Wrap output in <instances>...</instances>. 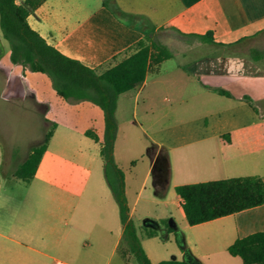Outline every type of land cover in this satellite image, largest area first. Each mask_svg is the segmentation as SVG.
<instances>
[{
  "label": "crops",
  "instance_id": "0c3cea01",
  "mask_svg": "<svg viewBox=\"0 0 264 264\" xmlns=\"http://www.w3.org/2000/svg\"><path fill=\"white\" fill-rule=\"evenodd\" d=\"M93 3L42 0L27 20L48 43L98 71L127 56L140 39L160 42L171 51L169 58L150 66L140 84L118 95L115 109L117 114L132 103L133 112L141 108L150 126L145 180L152 178L153 201L174 206L185 221L182 199L177 193L165 196L169 186L175 191L179 184L249 174L264 180V50L253 47L264 42V0H111L108 7L103 0ZM4 44L0 37V62ZM171 59L176 62L167 69L164 65ZM10 63L8 68L0 63L6 90L2 98L9 94V83H15L13 71L22 68ZM30 94L25 86L13 96L25 99ZM83 101L91 102H69ZM190 112L192 116H183ZM51 125L53 133L27 185H0V264H111L117 256L124 258V227L105 172L97 176V186L90 185L91 164L97 160L104 167L100 141L85 129V163L69 160L63 150L52 147L58 124ZM120 130L117 122L113 155L119 168V155L125 160L131 150L125 138L127 147L120 154ZM123 174L133 220L129 179ZM12 178L22 180L14 173ZM167 216L166 225L161 224L163 217L147 216L142 226L160 229L164 237L176 234L177 216ZM191 226L213 231L212 237L222 239L227 250L236 238L264 231V203ZM207 237L204 232L202 241ZM141 244L152 262L159 261ZM186 258L212 264L182 248L177 259ZM214 264L243 262L229 254Z\"/></svg>",
  "mask_w": 264,
  "mask_h": 264
},
{
  "label": "trees",
  "instance_id": "16d2710c",
  "mask_svg": "<svg viewBox=\"0 0 264 264\" xmlns=\"http://www.w3.org/2000/svg\"><path fill=\"white\" fill-rule=\"evenodd\" d=\"M41 1L23 0L18 3L16 0H0V28L3 38L9 43L10 61L23 68L48 74L59 96L89 100L103 110V136L100 138L91 128L86 129L85 134L101 143L105 176L119 206L126 248L139 264H188L185 259L177 258L162 259L155 263L150 260L141 244L135 223L129 216L124 174L113 155L118 95L140 84L150 66H156L169 58L171 51L160 42L148 43L140 39L127 56L98 71L62 53L30 26L27 16ZM110 2L103 0L106 7ZM52 133L53 126L46 131L43 141L32 147L26 159L16 167L14 174L17 177L23 180L33 177ZM175 191L182 199L181 205L190 225L264 203V180L256 174L179 184L175 186ZM145 228L149 236L157 233L152 228ZM227 250L229 254L239 256L243 264H264V231L236 238Z\"/></svg>",
  "mask_w": 264,
  "mask_h": 264
},
{
  "label": "rangeland",
  "instance_id": "374dc122",
  "mask_svg": "<svg viewBox=\"0 0 264 264\" xmlns=\"http://www.w3.org/2000/svg\"><path fill=\"white\" fill-rule=\"evenodd\" d=\"M89 2L91 6L94 4L93 0H89ZM113 8L111 10L115 13ZM117 16L125 22L134 21L126 15ZM0 37L5 41V52L0 63L3 67L8 68L11 65L9 43L3 38L1 28ZM262 39L264 40V37ZM253 47L263 51L264 42L255 43ZM175 62L171 59L166 62L164 67L168 69ZM19 75H22V77ZM13 76L15 83L12 81L9 83L7 88L9 94L5 93L6 98H2V93L6 90L4 77L0 73V185H27L28 180H14L12 174L24 160L34 143L42 140L45 132L51 128L53 121L57 122L58 127L53 140H51L52 147L63 150L69 160H81L84 161L82 163H85V140L87 141V139H85L83 131L87 128H95L100 135H103L105 129L103 110L91 102L71 103L69 101L73 98H60L56 94L51 77L46 73L20 67L13 71ZM25 86L31 90L30 96L27 95L25 99L15 98L13 95L16 96L18 91L21 93ZM122 108L115 114L116 122L121 128L120 136L123 137L119 150L121 149L120 154L124 153L127 147L124 141L125 138L130 141L131 150L127 153L128 156L123 158L126 161L122 160L121 155H119L120 167L129 179L128 196L131 207L134 205L135 208L133 221L138 236L150 253L152 260L180 258L182 248L185 249L187 254H197L203 260L212 264L219 262L224 256L229 257L223 244L224 241L212 237L213 231H205L201 226H191L186 220L184 221L178 217V210L174 206H163L153 201L155 198L151 194L153 191L152 178L149 176L145 180L149 164L146 154L147 142L149 141L148 133L151 132L150 126L147 124L141 108L137 107L136 112H133L132 103ZM192 115V112L183 114L186 117ZM91 165L93 176L90 185L97 186V176L101 177V174L105 172L104 167L102 168L97 164V160ZM68 169L71 168L68 167ZM16 181L17 183H15ZM140 189L142 191L138 195ZM167 192L169 193H166V197L173 198L176 195L171 186H169ZM137 196L138 199L136 200ZM163 197L158 196V199ZM169 213L177 216V233H170L168 237H164L162 230L156 229L157 235L148 238L145 232L147 229L142 226L143 218L147 216L158 218L155 216H160L164 218L161 224L166 225L170 218L167 216ZM204 232L208 237L207 240L202 241L201 237ZM184 242L187 244L186 247ZM126 247L123 242L124 258L117 256L111 264H139Z\"/></svg>",
  "mask_w": 264,
  "mask_h": 264
},
{
  "label": "water",
  "instance_id": "95a60500",
  "mask_svg": "<svg viewBox=\"0 0 264 264\" xmlns=\"http://www.w3.org/2000/svg\"><path fill=\"white\" fill-rule=\"evenodd\" d=\"M185 260L187 261L188 264H199L198 262L190 260L189 258H186Z\"/></svg>",
  "mask_w": 264,
  "mask_h": 264
}]
</instances>
